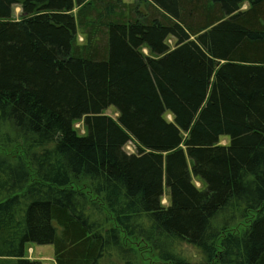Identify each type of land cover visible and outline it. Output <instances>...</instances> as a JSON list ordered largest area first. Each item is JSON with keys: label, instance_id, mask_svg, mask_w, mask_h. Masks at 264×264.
Listing matches in <instances>:
<instances>
[{"label": "trees", "instance_id": "1", "mask_svg": "<svg viewBox=\"0 0 264 264\" xmlns=\"http://www.w3.org/2000/svg\"><path fill=\"white\" fill-rule=\"evenodd\" d=\"M141 1L0 0V264H264V0Z\"/></svg>", "mask_w": 264, "mask_h": 264}, {"label": "rangeland", "instance_id": "2", "mask_svg": "<svg viewBox=\"0 0 264 264\" xmlns=\"http://www.w3.org/2000/svg\"><path fill=\"white\" fill-rule=\"evenodd\" d=\"M115 2H118L119 5L123 6L124 7V10L127 12V11H130V7L131 5L132 8L131 9H134L133 11L135 10H139V12L141 14H149V8L148 6L142 2L141 0H114ZM137 5V6H135ZM247 6L244 7V9L246 8ZM151 9V8H150ZM77 12V10L75 11V13ZM20 16H21V9L17 6L14 8V14H13V19L14 20H18L20 19ZM79 41L80 42H83L84 41V37L83 36H79ZM105 115L107 116H110L112 117L113 119H117L118 115L116 113V111L114 110V108L112 109H109ZM74 129L81 135H84L85 134V129L83 127V123L82 122H77L75 123L74 125ZM228 143V140L227 139H224L221 144L222 145H226ZM128 152H134V148L132 145H128V147L126 148ZM198 187H200V184H197ZM167 200L164 199V204L167 205ZM136 243V242H135ZM25 257L26 259L28 260H31V261H40L42 264H56L55 263V250H54V247L53 246H38V245H35V244H28L27 245V248H26V253H25ZM151 257H154L153 256H150L147 254L146 258H151Z\"/></svg>", "mask_w": 264, "mask_h": 264}]
</instances>
